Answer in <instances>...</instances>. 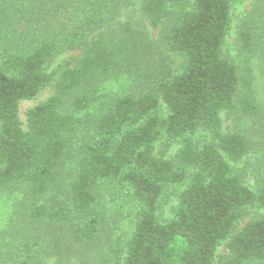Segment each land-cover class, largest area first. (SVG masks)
Listing matches in <instances>:
<instances>
[{
    "label": "trees",
    "instance_id": "16d2710c",
    "mask_svg": "<svg viewBox=\"0 0 264 264\" xmlns=\"http://www.w3.org/2000/svg\"><path fill=\"white\" fill-rule=\"evenodd\" d=\"M239 1L0 0V193H22L0 264H264V216L244 223L264 209V176L251 189L231 166L256 142L221 125L259 115L250 73L223 54ZM134 4L158 42L121 19ZM256 40L264 57V25L240 28L239 54ZM119 76L132 86L91 115L99 84ZM47 87L23 125L19 104ZM254 132L264 146V124ZM112 184L132 217L116 247L97 208Z\"/></svg>",
    "mask_w": 264,
    "mask_h": 264
},
{
    "label": "rangeland",
    "instance_id": "374dc122",
    "mask_svg": "<svg viewBox=\"0 0 264 264\" xmlns=\"http://www.w3.org/2000/svg\"><path fill=\"white\" fill-rule=\"evenodd\" d=\"M130 17L138 24L149 36V38L158 42L159 31L153 30L148 23L141 17L137 4L124 12L121 19ZM264 25V0H241L237 2L231 9V29L223 44V54L237 67L238 73L242 74L248 71L251 75L250 95L253 101L259 107V115L255 119H248L236 114H221V125L224 133L236 132L246 135L248 138L256 142L255 149L250 152L241 162L231 164L233 171L237 172L243 178L245 185L251 189H255L257 182L264 176V146L258 143L255 137V130L259 125L264 124V57L262 55L261 46L256 40V46L253 52L248 55H240L237 50V32L240 28H249L254 34L261 30ZM163 52V51H162ZM163 54L173 63V68L177 70L180 61L163 52ZM64 56H60L54 62L58 64ZM132 86V81L127 76H119L109 79L99 84L98 96L100 100L97 104L90 108V114H99L107 103L114 97L125 94ZM53 94V89L47 87L42 89L39 94L30 101H23L19 104L18 115L24 125L25 112L42 103ZM196 144H201L207 140L203 133L193 136ZM175 148L168 149L167 157L172 156ZM164 150L160 143L156 144L155 156H162ZM75 166V160L69 158L64 168V183L71 178V171ZM22 199L21 192L0 193V252L3 251L2 246L9 241L13 226L15 225V212L18 204ZM175 202L171 201L164 210V216L171 215V210ZM98 212L103 216V221L107 224L111 232L112 247H116L127 240L131 229V208L128 200L118 185H107L101 188V199L98 205ZM264 216V209L253 210L245 218L244 223L250 219ZM243 226L241 224L240 228ZM111 247V248H112ZM218 254H226L227 251L220 247ZM46 264H54L52 259H46Z\"/></svg>",
    "mask_w": 264,
    "mask_h": 264
}]
</instances>
